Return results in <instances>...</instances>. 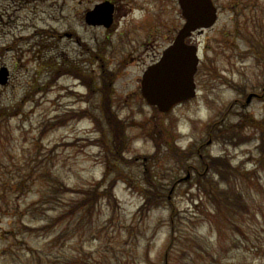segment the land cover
<instances>
[{"label":"rangeland","instance_id":"obj_1","mask_svg":"<svg viewBox=\"0 0 264 264\" xmlns=\"http://www.w3.org/2000/svg\"><path fill=\"white\" fill-rule=\"evenodd\" d=\"M102 1L0 0V67L11 72L0 84V108H9L7 120L0 117V264H166L172 237L167 264H264V102L234 104L264 83V54L257 52L264 0H214L216 24L193 40L200 46L198 93L169 113L147 105L140 87L184 23L178 0H111L110 27L87 24L86 11ZM93 79L99 88L90 87ZM112 106L128 122V135L126 125L116 127L115 159L124 156L115 169L125 176L109 166L105 174L108 154L94 137L91 116L107 127L102 108ZM215 120L222 133L240 123L239 143L216 139L203 145L202 157L192 156ZM219 156L238 168L219 186L240 196L235 212L217 211L194 173L172 193L157 187L165 200L143 191L148 166L171 187L186 175L176 160L202 173L200 159L222 165ZM105 175L115 183V205L104 198L89 221L63 213L71 194L57 193L53 179L100 191ZM50 221L47 231L30 229Z\"/></svg>","mask_w":264,"mask_h":264},{"label":"water","instance_id":"obj_2","mask_svg":"<svg viewBox=\"0 0 264 264\" xmlns=\"http://www.w3.org/2000/svg\"><path fill=\"white\" fill-rule=\"evenodd\" d=\"M186 22L179 30L174 43L163 53L159 62L145 71L142 80V93L150 104H157L163 111L170 110L175 104L193 97L196 93L194 75L197 71L199 56L197 46L186 43V38L200 27H210L217 19V7L212 0H179ZM113 5L106 1L97 4L87 14V21L112 22ZM7 66L0 68V83L8 80ZM252 94L249 95L248 101Z\"/></svg>","mask_w":264,"mask_h":264},{"label":"trees","instance_id":"obj_3","mask_svg":"<svg viewBox=\"0 0 264 264\" xmlns=\"http://www.w3.org/2000/svg\"><path fill=\"white\" fill-rule=\"evenodd\" d=\"M245 92V91H244ZM13 110V109H11ZM8 109L6 108H0V117L6 116L7 115ZM79 115V114H75ZM103 115L105 119H109L111 122L114 120V114L106 108V110H103ZM116 117V116H115ZM117 125H120L119 121H116ZM216 126V125H215ZM242 134V126L237 124V125H231L229 128L226 127V130L224 133L221 132L220 129H218V132L215 134V139L221 140L224 143H232V144H238L240 141V135ZM118 139L115 138V142ZM264 142V139H263ZM262 151L264 152V144L261 147ZM109 152H112L111 149H109ZM264 154V153H263ZM110 153H108V157H110ZM214 159V158H212ZM215 159L221 160L223 163L222 165H216L212 163L211 161H208L211 172H214L217 174V180L214 179L212 176H208L205 174L203 177H200L198 179V190L202 191L205 196V198L211 203L212 205L215 204V207L218 210H221V206L223 205L225 208V211L228 212H235V209L238 205V202L241 199L240 196L237 194V192L233 188H220V183L224 181V179H229L231 174L234 173V170H238L237 167L232 166L230 159L227 157H218ZM112 165V163H110ZM111 167V171L114 170L115 168L113 166ZM116 173L122 175L121 172H118L115 169ZM108 173V170L106 171L105 174ZM147 174V173H146ZM58 181H55L53 179V183H50V187H57L56 192L59 193H67L69 192L71 194L70 196V204L65 205V209L63 210V213H66L67 216H72L75 217L77 216L78 218L85 217L91 219L94 215H98L101 201L106 198L108 205H115L118 201L117 197L114 194V187L115 183H111V181H108V177L105 175V177L100 181L101 185H98V187H102V190H98L96 188H88V187H74L71 185H68L67 182L61 181L59 177H56ZM115 179V178H114ZM146 180V187L144 188L145 194L150 198L156 197V198H162L165 200V195H156L157 193L159 194L161 191H157L156 188L159 187L158 185V180H157V174L154 173L152 169L149 168L148 174L144 178ZM117 180V179H116ZM115 180V182H117ZM143 190V191H144ZM162 192L165 193V191L162 188ZM44 197L48 200V196L44 193ZM45 200V201H47ZM246 204V201L245 203ZM246 208V207H245ZM142 209H144V204L142 205ZM94 216V217H95ZM216 216V213H211L208 212V218L213 219ZM93 217V218H94ZM93 220V219H92ZM174 220H172V223H174ZM176 223V221H175ZM54 221L47 222V224L40 226V227H35V228H30L33 230L36 234L42 231H47V229L53 227ZM172 225V236H173V227ZM173 237L169 241V245L167 247L166 255L169 254V251L171 249V242H172ZM169 259V258H168Z\"/></svg>","mask_w":264,"mask_h":264},{"label":"flooded vegetation","instance_id":"obj_4","mask_svg":"<svg viewBox=\"0 0 264 264\" xmlns=\"http://www.w3.org/2000/svg\"><path fill=\"white\" fill-rule=\"evenodd\" d=\"M254 98H258V99L264 101V89L262 90V92H258V95L255 96ZM254 98H253V99H254ZM241 104H242V105H245L243 101H241ZM114 138H115V124H114Z\"/></svg>","mask_w":264,"mask_h":264}]
</instances>
